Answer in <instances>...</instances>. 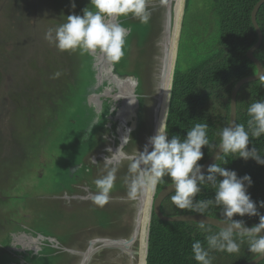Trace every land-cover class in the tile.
Segmentation results:
<instances>
[{
	"label": "rangeland",
	"instance_id": "1",
	"mask_svg": "<svg viewBox=\"0 0 264 264\" xmlns=\"http://www.w3.org/2000/svg\"><path fill=\"white\" fill-rule=\"evenodd\" d=\"M74 3L76 7L72 9L70 0H0V145L7 142L9 147L5 167L8 171L10 186L21 197L19 201L14 202L15 205L20 203V209H16L17 213L23 219L39 218L37 225H30L29 221L25 222V225L32 233L44 231L43 233L51 237L54 242V245H41L40 251L43 253L36 260H30L29 264H55L56 262L59 264L65 258L64 252L70 245V249L78 250L77 256L73 255L72 262V264H77L87 241L98 236L97 230H104L98 225L104 226L103 220L110 221L109 218H111L109 214L104 215L102 211H97V206L93 204L91 197H89L91 201L85 203L83 210H73L74 204L69 201L60 203L62 200H56L55 203L38 200V197L42 195L57 193L51 186V174L55 171L52 155L65 140L67 129L64 124L65 120L68 117L71 121L81 120L87 134L99 122L102 121L101 125H104L102 131L99 132L103 145L87 157L89 164L96 166L97 170L100 169L99 172L90 173L93 174L94 180L106 174L108 168L104 164V158L107 155L112 158V153H115L121 145L120 152L112 159L110 165L116 167L118 175L120 174L118 182H120L121 190H115V194H110L109 203L100 207L107 210V206L110 205L111 209H115L117 207L115 200L124 198L123 206L128 201L126 197L129 198V180L133 176L129 171L130 164L133 162L131 157L136 155V150L141 149L142 142L150 135L148 120H151L152 107L157 96L161 60V45L160 56L158 54L162 32L161 0H149L151 20L146 25L148 26L146 39H149L145 44L143 56L139 60L134 52L135 45L138 43L136 35L130 43H125V56L115 65L108 62L103 54L95 53L96 56L105 59L116 77L120 80L124 79L120 91L105 76V81H99L96 76H91V73L98 74L100 69L91 60L87 61L89 65L83 63V57H87L88 54H81L79 50L61 52L44 39L46 31L50 27L64 23L68 15H82V9L86 6L91 8L88 4L89 0H74ZM182 7L175 66L184 69L194 63V57L206 54L205 51L211 48L215 38V25L207 11L208 0H183ZM91 56L94 55L91 54ZM89 67L91 71L87 72L86 68ZM58 70L62 72V75L56 79L51 78L52 74ZM133 74L135 77L131 76ZM58 80H63L61 85ZM79 87L82 100L79 109L83 110L75 118L63 112L66 110L64 107L72 104L73 92ZM40 95L44 96L52 107L58 98L57 106H61L59 110L57 107L51 108L55 110L54 115L57 114L60 125L58 124V129H55L52 136L46 139L43 147L44 154L40 153L44 158V166L38 164L36 159H27V154L24 153L22 156L20 152H17L18 145L20 147L24 145V141L20 143V129H23L26 118H31L35 124L39 125L46 116L47 110L37 98ZM135 104H137V109L138 104L140 105L139 110L142 107L140 115L132 113ZM21 108L26 110L24 111L26 116L20 110ZM118 112L119 123L113 133V123L115 126ZM72 115L75 113L73 112ZM136 120L137 128L132 129L130 125H133ZM47 127L51 131L52 126ZM125 136H130L131 139L123 144ZM109 147L112 153H108ZM102 149L106 155L103 159L101 158ZM20 155L19 169L15 158H19ZM124 169L129 172V175ZM89 170L92 169L89 168ZM118 182L116 180L115 184ZM83 187L89 186L84 185ZM59 193L64 199V193L58 192V195ZM84 194L94 195L90 191ZM140 194L141 191L131 201L132 213L136 211ZM128 213L129 216L125 211L121 220L124 226L132 221L133 214L130 211ZM81 230L84 232H79ZM76 232L84 235L81 240ZM100 233L106 234L103 231ZM73 234L76 236L71 242ZM123 235L124 231L115 234L111 229H108L106 234L109 237H123ZM79 240L80 242L73 243ZM114 247L125 249V246ZM130 250H137V242ZM102 251L100 254L93 255L88 264H133L136 262V258L133 262L124 254L121 255L114 250ZM63 263L71 264V261L66 258Z\"/></svg>",
	"mask_w": 264,
	"mask_h": 264
},
{
	"label": "trees",
	"instance_id": "2",
	"mask_svg": "<svg viewBox=\"0 0 264 264\" xmlns=\"http://www.w3.org/2000/svg\"><path fill=\"white\" fill-rule=\"evenodd\" d=\"M258 1L208 0L207 11L215 25V38L211 48L205 51L207 52L206 54L194 57L192 65H188L184 69L175 66L165 122L169 139L172 135L176 134H179L181 139H183L186 132L195 123L205 122L209 125L208 138L210 142L219 144L218 133L227 125L229 120L230 92L233 86L240 79L256 73L255 66L246 58V52L257 40L250 21V12ZM117 22L131 28V35L127 37L126 43H130L136 35L138 43L135 45L134 52L139 60L143 56L145 44L149 39H146L148 26L141 24L131 16L120 17ZM256 23L262 33V42L253 53V56L261 63L264 69V4L257 11ZM93 55L88 54L87 57H83V63H87L89 60L96 63L94 65L99 67L100 72L95 75L91 73V76H96L97 79L99 77L102 78V75L105 73L104 68L99 59L95 57L96 54L94 53ZM86 71H91L90 67L86 68ZM131 76L135 77L134 74ZM102 81H105V79H102ZM58 82L61 85L63 80H58ZM79 89L80 87L73 92L72 104L69 107H64L66 110L62 109L65 111L63 113H67L68 116L75 118L83 110L79 109L82 101ZM37 98L43 104V108L47 110L45 118L40 121L39 125L35 124L31 118H26L27 120L23 129H20V141H24L23 152L27 154V159H36V162L37 155L40 153L44 154L45 152L43 147L46 139L50 138L55 132L52 127L51 131L45 134L48 122L52 120L53 125L56 126V130L60 122L57 119V114L54 115L55 110L51 109L53 107L48 104L47 99L41 95L37 96ZM57 100H55V108L57 107L59 110L61 106H57ZM257 100H264V75L257 81L247 83L239 89L236 95V124H244L247 127V120L249 119L247 107ZM136 106L137 104H135L134 109L140 115L142 107L139 110L140 105L138 104V109ZM20 110L26 116L24 113L26 110L22 108ZM73 112L75 115H72ZM101 122L87 134L81 120L74 119L71 121L68 117L64 122L67 128L65 140L62 141V144L59 145L56 153L52 156H66L65 158L81 161L83 157L92 154L95 149L103 145L102 136L99 134L104 128ZM48 134L49 136H47ZM248 147H255L261 155H264V135L258 139L250 137ZM81 148L83 150H80ZM213 151L211 148L203 147L202 152L204 156L198 163L202 165L206 162ZM225 159L228 162L226 164H224ZM74 160L73 162H75ZM215 163L221 164L228 170H234L238 177H242L245 174L249 175L252 185L247 191L251 199L254 202L264 201V165H258L251 158L245 161L232 154L226 157L222 154ZM126 172L128 171L126 170ZM127 175H129V172ZM58 176L60 175L58 174ZM170 184L171 181L165 177L161 183L155 186V194ZM113 188L121 190L120 182L115 184ZM213 192L214 190L210 186L204 185L202 186V192L196 198H211ZM173 194L167 196L161 203L160 211L164 216L200 215L187 209L181 210L176 208L171 203V196ZM258 211L264 214V208H258ZM219 214V209L212 208L203 216L218 219ZM233 218L237 220L243 219L248 227L259 223V217L256 216H234ZM111 223V220H104V227H110ZM198 226L199 224L191 222H163L151 213L147 230L146 264H198L192 258L191 246L196 240L204 242V236L206 235L199 230ZM206 226L212 229L213 232L220 231V229L215 227ZM99 227L104 228L101 225ZM246 247V244L242 245L239 254H228L226 252L210 253L214 257L213 264H243L253 260L255 256L250 254ZM41 253L43 252L41 251ZM38 257H33L30 260H36ZM136 264H138L137 261ZM258 264H264V259Z\"/></svg>",
	"mask_w": 264,
	"mask_h": 264
},
{
	"label": "clouds",
	"instance_id": "3",
	"mask_svg": "<svg viewBox=\"0 0 264 264\" xmlns=\"http://www.w3.org/2000/svg\"><path fill=\"white\" fill-rule=\"evenodd\" d=\"M91 8L82 9V15L70 14L64 23L50 27L44 39L61 52L81 54L101 53L108 62L115 65L125 55L124 46L127 37L131 35V28L122 26L120 17H129L147 25L151 20L149 0H89ZM70 7H76L74 0H70ZM61 71L52 74L53 79L59 78ZM247 127L244 124L229 122L218 133L219 144L210 142L207 123H195L186 132L183 139L179 134L169 139L166 126L156 129L155 135L148 138L142 151L136 150L131 157L129 171L133 174L129 180L128 196L135 199L137 193L145 186H155L165 177L171 181L173 195L171 203L178 209L190 210L204 215L212 208L219 209L218 223L226 225L220 231L213 232L204 223L199 224V230L206 235L204 242H193L192 258L198 264H213L212 252H226L239 254L242 245L246 244L247 251L255 258L264 257V214L258 208H264V201L254 202L247 189L251 187V177L245 174L238 177L234 170H228L221 164L204 166L198 163L203 156V147L212 151L219 149L220 155L229 154L235 157L254 160L258 165H264V155L257 148H249L250 137L260 138L264 135V100H257L247 107ZM131 139L123 138V144ZM151 149V150H150ZM121 150L118 146L112 158H104L106 174L93 181L97 191L92 197L96 206L103 207L110 200V193L117 179L116 167H109L112 159ZM228 163L225 159L224 164ZM210 186L214 192L211 198L197 199L202 192V186ZM239 217H259V223L248 227ZM137 251V250H136ZM138 256H136L137 258ZM137 261V260H136Z\"/></svg>",
	"mask_w": 264,
	"mask_h": 264
},
{
	"label": "flooded vegetation",
	"instance_id": "4",
	"mask_svg": "<svg viewBox=\"0 0 264 264\" xmlns=\"http://www.w3.org/2000/svg\"><path fill=\"white\" fill-rule=\"evenodd\" d=\"M95 57L98 58V56ZM104 76L108 78L114 84V86H116V84L106 74L102 75V79L105 78ZM53 108H55V104ZM117 115H119V112ZM47 126H52L53 130L56 129V126L53 125L52 120L48 122ZM47 126H46L47 130L45 131V134L50 132ZM47 136H49V134ZM20 143H22V141H20ZM18 146L19 147L17 148V152H20V154H22L23 156L24 146L23 144L22 147H20V145ZM8 150L9 147L7 145V142H4V145L3 144L0 145V264H29L28 260L32 259L33 257H38L40 255L41 245L44 244L54 245V242L51 237H48L43 233L44 231H40L39 233H32V231L29 230L30 228L25 225V222L29 221L30 225L35 226L38 224L39 218H36L34 220H32L31 218L23 219L20 218V215L17 213L16 209L17 208L20 209V203L18 202V205H15L14 202L19 201L21 197L20 194L16 193V191L10 186L8 171L5 167V161L7 159ZM101 151H102L101 155H104V150L102 149ZM65 157L52 156V162L54 163L55 171L53 173L51 172L52 174L50 173L52 179L51 186H53V188L57 193L52 195H42V197H38V200L39 201L48 200V202H55V203L56 200H60V201L62 200L60 203H62L63 201H69V203L74 204L72 206L73 210H83L85 203L91 201L89 200V197L91 198L93 197V195L86 196L84 192L90 191L93 192V194H95L97 191L93 183L94 181L92 177L93 174L90 173L92 171L99 172L100 169L97 170L95 169L96 166L89 164V158L87 159L88 156L83 157L81 161L65 158ZM20 158L21 155L19 158L18 157L15 158L19 169H20ZM73 160L75 162H73ZM37 162L40 165L44 166V158L42 157L41 154L37 155ZM89 168H91L92 170H89ZM18 174H20V171H18ZM58 174L60 176H58ZM116 177H117L116 180L118 182V180L120 179V174L118 175V172H116ZM84 185H88L89 187L84 188L83 187ZM115 190L119 191V189L113 188L110 194H115ZM58 192L64 193V199L61 198L62 194L59 193L58 195ZM126 198L128 199V201H126L124 206L122 205V201H124V198L123 199L119 198L115 200L114 202L117 204V207L115 209H111L110 205L107 206V210L103 208L101 209L99 206L96 207L97 211H102L103 213H105L104 215L109 214V217H111L109 219L111 220L112 225L110 227L103 226L105 229L97 230L98 236H95V239L87 241L86 247L84 248L85 250L82 251L81 254L79 255L80 257L77 264H79L81 262L82 257L85 256V253L89 247V242H92L94 240H102L103 242L96 243L91 247V252L89 253L88 256H86L87 258L85 259L86 262L84 264H88L92 256L95 254H100L102 250H114L116 252H119V254L121 255L124 254L126 257L130 258L133 262H135L136 250H130L131 247L126 248V246H125L126 250L125 249L122 250V249H118V247L111 246L110 244L112 242L127 241L131 239L133 234L135 233L136 230L135 228H137L136 226L137 224L135 221V213L134 212L132 213V211L130 210L131 198L128 197ZM60 203L58 204L59 206ZM121 206L125 210L123 208L121 209ZM125 211L127 216H129L128 211H130L131 214H133L132 215L133 217H132V221L124 226L121 220L122 217L125 215ZM108 229L109 230L111 229L112 233L115 234H118L120 231H124V235L123 237L106 236ZM102 231L103 233L106 234H101L100 232ZM79 232H84V230H81ZM79 232H76V234L81 240L84 235L80 234ZM76 234H73L74 236L73 238H71V242L76 236ZM48 240L49 242H46ZM80 240L74 241L73 243H78L80 242ZM70 247L71 245L67 248V250H65L64 252L65 258H63L59 262V264H64L63 262L66 258L69 259L72 264L73 255L77 256L78 250L76 249L74 250V248L70 249ZM133 264H136V262Z\"/></svg>",
	"mask_w": 264,
	"mask_h": 264
},
{
	"label": "water",
	"instance_id": "5",
	"mask_svg": "<svg viewBox=\"0 0 264 264\" xmlns=\"http://www.w3.org/2000/svg\"><path fill=\"white\" fill-rule=\"evenodd\" d=\"M173 4H174V0H161V6L163 8V11H162V32H161V38H160L159 45H158L159 56H160V45H161L162 41L165 42L164 49H163V51H161V53L164 54L163 66L160 70L161 80L163 79V71H164V68H165L166 63H167V50H166L167 46H166V44H167L168 39L171 37L170 34H171V25H172V17H173V8H172ZM263 4H264V0H259L254 5V7L252 8V10L250 12V21H251V24L254 28L255 33H256L257 40H256L255 44L246 52V58L250 62H252V64L255 66L256 73L252 76H248V77L240 79L233 86V88L230 92L228 123L229 122H234V123L236 122V95H237L239 89L247 83L257 81L258 79H260L264 75V69H263L261 63L253 56V53L259 48V46L261 45V42H262V33H261L257 23H256V14H257V11L260 8V6ZM181 19H182V16H181ZM177 45H178V39L176 41V49H177ZM176 51L177 50H175V58H174V63H173V67H172V75H171V79H170V87H169V93H168V104H169V96H170V90H171L172 77H173V72L175 69ZM98 59L101 62L102 66L106 72V75L116 84L117 90L120 91V86H121V84H123L122 80H124V79L121 78V80H120L119 77H116L112 73L110 66H108V64L106 63L104 58H102L101 56H98ZM98 80L102 81V78L99 77ZM155 82H156V80H155ZM160 91H161V88H159L158 101L161 98ZM168 104H167V112H168ZM167 112H166V117H167ZM132 113L137 114L138 111L136 109H134V110H132ZM153 113L155 114V110ZM156 114H157V110H156ZM152 119H153V115H152ZM136 122H137V120L133 122V125L129 124L132 127V129L137 128ZM165 122H166V120H165ZM118 123H119V115H118V119H116V124L114 126L113 132L116 131ZM220 154L221 153L219 152V149L214 150L213 153L211 154V156L207 159V161L202 164L204 166L203 170L206 171V168L208 165L215 163L221 157L220 156L217 159V156ZM172 191H173V189L171 188V184L168 186H165L157 194H155V189H153V196H152V201H151V205H150L148 224H149V220H150V214L153 213L158 220L163 221V222H187V223L191 222V223H197V224L204 223L205 225L215 227L217 229H220V227H226V225H222V224L218 223V221H217L218 219L208 217V216H203V215H180V216H173V217L164 216L160 211V206H161V203L163 202V200L167 196H169L170 194L173 193ZM131 201H132V199H131ZM135 229L137 230V228H135ZM147 230H148V225H147V229H146V236H145V243H144L143 264H146L145 254H146V244H147ZM260 235H264V231H262V233H260ZM134 236L135 235L133 234L132 238L127 240V241H117V242H123L124 244L130 243V247H132L138 241V240L135 241ZM102 242H103L102 240H94L92 242H89V247L85 253V256L82 257L81 262L79 264H84L86 262V260H85L87 258L86 256L89 255V253L91 252V247L94 244L102 243ZM112 243H114V242H112ZM137 245H138V243H137ZM126 248H129V246L126 245ZM137 254H138V251L135 252V256H137ZM263 259H264V257L254 258L253 260L245 262L243 264H258Z\"/></svg>",
	"mask_w": 264,
	"mask_h": 264
},
{
	"label": "bare ground",
	"instance_id": "6",
	"mask_svg": "<svg viewBox=\"0 0 264 264\" xmlns=\"http://www.w3.org/2000/svg\"><path fill=\"white\" fill-rule=\"evenodd\" d=\"M183 0H174L173 4V17H172V25H171V37L167 41V63L163 71V79L160 78V70L163 66V57L164 54L161 53V60H160V69H159V75L157 80V96L154 106L152 107V115L153 119L151 117V120H148L149 126H150V135L143 141L142 146H144L148 140L149 137L155 135L156 129L160 126L165 125L166 120V112H167V104H168V93H169V87H170V79L172 75V67L174 63L175 58V50H176V41L178 39L179 34V28H180V15L183 11ZM165 46V42L162 41L161 43V51H163ZM159 88H161L160 94L161 98L158 101V93ZM155 110V114L153 113ZM157 110V114H156ZM141 146V149H138V151H142L143 147ZM110 149V147L108 148ZM107 149V150H108ZM151 150V149H150ZM106 155H101V158L103 159ZM153 196V188L149 186H145L141 190V194L139 196V200L136 205V211H135V221L137 230H135L134 238L135 241H137V262L138 264H143V257H144V243H145V236H146V229L148 225V219H149V212H150V205L152 201ZM111 246H126L129 244H124L123 242H114L110 243Z\"/></svg>",
	"mask_w": 264,
	"mask_h": 264
}]
</instances>
